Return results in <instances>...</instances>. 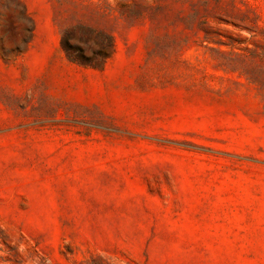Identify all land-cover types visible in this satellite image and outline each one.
I'll return each instance as SVG.
<instances>
[{"label": "rangeland", "instance_id": "obj_1", "mask_svg": "<svg viewBox=\"0 0 264 264\" xmlns=\"http://www.w3.org/2000/svg\"><path fill=\"white\" fill-rule=\"evenodd\" d=\"M0 264H264V0H0Z\"/></svg>", "mask_w": 264, "mask_h": 264}, {"label": "trees", "instance_id": "obj_2", "mask_svg": "<svg viewBox=\"0 0 264 264\" xmlns=\"http://www.w3.org/2000/svg\"><path fill=\"white\" fill-rule=\"evenodd\" d=\"M25 14L31 19V21L33 20V18L31 17V15L29 14L28 11H26ZM24 30L27 31V32L29 31V33H30L29 39L26 40V45H27V47H29V46L31 45V42H32L33 38H34L35 28H34V26H32L31 28H25ZM21 51H22V50L19 49L18 47L15 49V53H16L17 55L20 54ZM72 60H73V61H77L78 58H75V57H74V58H72Z\"/></svg>", "mask_w": 264, "mask_h": 264}]
</instances>
